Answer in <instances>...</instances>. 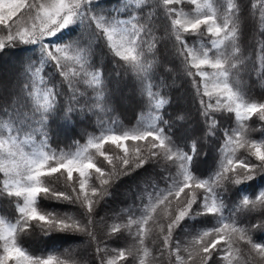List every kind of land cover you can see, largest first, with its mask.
I'll return each mask as SVG.
<instances>
[{"label":"trees","instance_id":"1","mask_svg":"<svg viewBox=\"0 0 264 264\" xmlns=\"http://www.w3.org/2000/svg\"><path fill=\"white\" fill-rule=\"evenodd\" d=\"M199 1L218 42L203 24L180 29L166 0H79L68 24L34 38L0 22V139L47 155L32 168L45 221L21 212L24 194L0 165V221L27 264H264V157L253 152L264 151V0ZM38 4L24 0L18 14ZM121 25L135 34L128 55L105 31ZM52 45L65 56L53 59ZM187 48L218 62L208 71L229 97L205 93ZM250 105L260 109L238 114ZM141 133L159 142L102 141ZM79 151L95 166L84 185L51 170ZM187 181L202 188L181 214ZM0 264H14L1 232Z\"/></svg>","mask_w":264,"mask_h":264},{"label":"rangeland","instance_id":"2","mask_svg":"<svg viewBox=\"0 0 264 264\" xmlns=\"http://www.w3.org/2000/svg\"><path fill=\"white\" fill-rule=\"evenodd\" d=\"M169 3H175L181 7V4L189 3L192 5V12L188 13V10L183 8L176 9V15L174 18L175 24L182 30H195L201 24L205 26V29L214 35H216L215 42L220 41L219 27L214 18L210 15H201L199 12L203 10L206 3L199 0H166ZM79 0H39L38 6L35 8L32 14L33 16L19 15V10L24 4V0H0V22L13 25L12 32L25 37H35L50 35L52 32L60 27L65 26L71 21L72 7L75 6ZM106 35L109 43L114 50L120 55H128L132 49V43L135 38V34L131 27L121 25L118 27L106 28ZM47 53L53 58L65 56V51L61 48V45H52L47 49ZM187 54L189 62L194 66L196 72L201 78V85L205 93H214L221 96L229 97L230 93L226 85L219 80V75L214 72H209L208 68L218 65V62L209 59L205 56H198L187 48ZM260 106L250 105L237 107V112L240 116H248L250 113L259 110ZM146 137L157 138L159 142V136L156 133H141V134H123V135H111L104 138L102 141H110L114 145L120 146L127 138L137 139ZM19 142L10 138L9 140L0 139V165L5 173V184L7 187L14 191H21L24 194V202L20 207L21 212L29 215L31 218H37L40 221H45L46 218L36 213L32 208V202L40 189L36 184V171L32 168L37 167L43 163L47 155L43 151H37L33 153H27L21 150ZM253 152L258 157H264V151L257 145L253 146ZM82 152L79 151L72 157L67 158L62 163L58 164L51 170L57 168H64L66 172L71 175L78 173L82 179L81 184L84 185L85 179L90 175L92 169L95 166L89 161H81L80 156ZM238 168L243 166L237 163ZM236 169V165L233 167ZM242 169V168H240ZM244 169H248L245 166ZM186 190V204L180 210L181 214L184 213L188 207L195 201L196 195L202 188L201 184H190L188 181L185 184ZM201 203H203L205 210L213 211L216 209V205L212 196L205 190L202 193ZM0 232L4 241V247L9 259H12L14 264H27V259L21 251L15 248L11 243L12 229L9 225L0 221ZM42 264H55L53 260H45Z\"/></svg>","mask_w":264,"mask_h":264}]
</instances>
